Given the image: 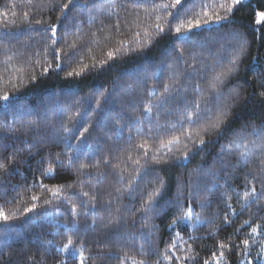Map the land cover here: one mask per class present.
Returning <instances> with one entry per match:
<instances>
[{
  "label": "trees",
  "instance_id": "obj_1",
  "mask_svg": "<svg viewBox=\"0 0 264 264\" xmlns=\"http://www.w3.org/2000/svg\"><path fill=\"white\" fill-rule=\"evenodd\" d=\"M257 12L0 0V264H262Z\"/></svg>",
  "mask_w": 264,
  "mask_h": 264
},
{
  "label": "snow or ice",
  "instance_id": "obj_2",
  "mask_svg": "<svg viewBox=\"0 0 264 264\" xmlns=\"http://www.w3.org/2000/svg\"><path fill=\"white\" fill-rule=\"evenodd\" d=\"M176 3L179 4L180 3V0H176ZM235 3L236 4H240L241 3V0H235ZM67 7V6H65ZM256 17H257V23H264V12H257L255 13ZM200 25H197V27H199ZM53 31V34H55V28L52 29ZM177 32H180L181 29L178 27L176 29ZM4 100H7L8 97L5 96L3 97ZM227 114L226 113H221L216 121L211 125V127L213 129H216V130H219L221 125L223 124V117L226 116ZM203 142V141H202ZM250 195H254L255 194V190L253 189L251 193H249ZM33 199H36V197H33ZM245 199H247V196L245 197ZM191 215V212H186L185 213V217H188ZM3 219L7 220V216H3ZM247 223V222H246ZM256 229H253V232H255ZM72 240L69 239L68 243L66 245H64V250H69L70 253H71V256L72 257H78L80 259V264H83V256H82V253H79L78 250L76 248H73L72 247ZM245 245L248 244V241L245 240L243 242ZM221 247H224V245H221ZM257 260H260L262 262V264H264V258H262L261 256H257L256 258ZM217 264H219V262H217ZM248 264H253V262L251 260L248 261Z\"/></svg>",
  "mask_w": 264,
  "mask_h": 264
},
{
  "label": "rangeland",
  "instance_id": "obj_3",
  "mask_svg": "<svg viewBox=\"0 0 264 264\" xmlns=\"http://www.w3.org/2000/svg\"><path fill=\"white\" fill-rule=\"evenodd\" d=\"M251 0H241V3H248V2H250ZM257 20V19H256ZM258 24H260V23H258Z\"/></svg>",
  "mask_w": 264,
  "mask_h": 264
}]
</instances>
